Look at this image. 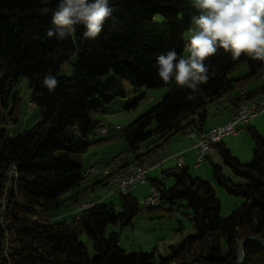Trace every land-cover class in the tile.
<instances>
[{
    "label": "trees",
    "instance_id": "16d2710c",
    "mask_svg": "<svg viewBox=\"0 0 264 264\" xmlns=\"http://www.w3.org/2000/svg\"><path fill=\"white\" fill-rule=\"evenodd\" d=\"M109 2L114 19L108 20L96 39H83V26L77 25L74 36L58 40V33L47 36L48 29L55 31L51 19L58 0H0L1 264H156L155 251L127 253L119 245V234H107V227L131 226L141 213L163 210L164 203L172 211L182 201L191 211L196 233L171 246L158 264H237L241 240L255 236L264 241V136L254 127L246 128L254 143L249 164L242 163L222 141L214 146L244 184L227 178L219 164L212 163L215 186L192 176L187 167L177 166L163 172L173 179L170 187L164 178L150 180L161 192V206L142 208L131 194H121V211L112 203H96L71 221L47 216L51 210L75 206L90 191L106 186L105 179L83 186L88 176L82 158L95 142L75 145L64 136L74 126L87 139L99 127L91 116L125 96L115 85L104 87L100 77L113 71L136 89L169 88L155 106L119 133L127 145L122 152H129L131 162L146 168L154 166L155 156L174 135L203 131L208 104L223 99L227 107L234 106L235 113L243 102L264 96V83L247 90L264 76V62L244 53L233 60L222 48L206 59L211 78L195 93L159 78V55L172 50L184 55V32L198 14L190 0ZM44 8L48 11L43 12ZM156 14L165 17L167 27L143 29ZM70 60H74L71 76L61 75L63 64ZM244 65L249 73L236 77ZM45 73L59 81L52 92L43 86ZM22 77L29 80L31 100L40 118L33 128L13 135L3 125L18 121V98L13 91ZM189 95L194 99L189 100ZM95 98L101 103L91 104ZM150 139L154 141L148 144ZM12 168L14 176L10 175ZM216 186L246 202L222 217ZM84 234L94 255L81 239ZM244 254V264H264V250L258 244L247 243Z\"/></svg>",
    "mask_w": 264,
    "mask_h": 264
},
{
    "label": "rangeland",
    "instance_id": "374dc122",
    "mask_svg": "<svg viewBox=\"0 0 264 264\" xmlns=\"http://www.w3.org/2000/svg\"><path fill=\"white\" fill-rule=\"evenodd\" d=\"M191 1V0H190ZM151 27H156L159 29H163L167 27V21L165 17L161 14H156L151 20L146 21L142 28L147 29ZM193 23L190 28H188L184 32V40L186 43L188 42L189 37L193 34L190 29H194ZM190 54V49L187 47L184 50V56ZM74 60L67 61L63 64L61 69V75L70 77L72 74ZM249 73L248 67L244 65L240 71H238L235 76L241 77L247 75ZM264 80V76L260 79ZM99 82L104 86L108 87L110 85H115L118 90H121L125 93L124 97H120L115 99L112 103L108 104L104 109L103 113L94 114L91 116V121L94 124H98V128L89 136L87 139H84L80 132L76 127L71 126L68 127L64 136L68 143L80 145L86 141L95 142L89 148V151L83 155L86 161L83 163V171L89 168V165H93V162L96 165L98 163L104 162L106 159L111 157L112 155L117 156L127 145L123 138L119 136L121 130H123L127 125H129L132 121L140 117L141 115L148 112L153 106H155L161 98L167 93L169 90L168 87H163L160 89H146L139 88L136 89L133 87L128 81L118 77L113 71L100 77ZM146 94H145V93ZM13 96H17L18 98V110L19 113L18 121H10L5 123L3 127L10 131L13 135H18L26 130H29L35 126L40 118L39 110L36 107L30 109L31 100V89L29 86V80L26 77L20 78L17 86L13 91ZM154 97L153 101H149L150 97ZM13 102V99L11 98ZM91 104L97 103L100 104L101 100L99 98H95L90 101ZM218 102H212L208 104L209 110L213 107L216 108L218 106ZM12 106V103L10 104ZM1 107V104H0ZM119 126V127H118ZM106 127L108 132L103 135L100 133V128ZM247 127V126H245ZM248 127H252L251 125ZM244 134L246 138L251 139L248 131L244 129ZM262 134V133H261ZM264 135V134H263ZM244 137L243 145L246 144V139ZM173 137H171L168 141ZM180 138H184L183 135ZM228 139V138H227ZM154 139H150L148 144L153 142ZM179 142V140H175L171 143L175 144ZM252 144L253 140H252ZM166 144L162 149L159 150V154L155 156L156 162L155 166L158 169L157 173H152L151 178L160 180L164 178L166 180V186L170 187L174 182L173 179L169 176H165L163 174L164 171L168 169L175 168V166H164L162 171L160 168V164L157 163L160 155L164 151L165 153L169 150V147ZM190 146V141H189ZM236 152L239 153V150L236 148ZM217 154V153H216ZM119 155V154H118ZM115 156V157H116ZM236 156V155H234ZM215 157L219 160L217 163L223 167L224 175L232 179L236 184H244L245 180L234 174L232 170L226 166L219 155H215ZM253 159V149L252 154L249 152V159L241 158L242 163L249 164ZM214 163V162H213ZM216 164V163H215ZM194 163L190 166V174L194 177H202L201 174L204 169H207V175L211 180L208 183H212L215 185V181L213 178V170L211 161H206L202 164L200 169H194ZM94 166V165H93ZM98 167V166H97ZM99 168V167H98ZM150 167H148L149 169ZM100 169V168H99ZM98 170V169H97ZM92 175V174H91ZM155 175V176H154ZM97 177L101 178V175H97ZM156 177V178H155ZM89 179V180H88ZM203 181L206 178H201ZM94 181L90 179V176L86 178L83 183V186H88L91 182ZM150 182L145 184H139L135 189H133L130 194L137 199L140 206L144 208L145 206L142 204L143 199L150 193L149 187ZM151 188V187H150ZM94 197H101L103 199L99 200L100 204H109L112 203L117 211L122 210V198L120 193H113L107 195V187L100 186L98 190L93 192ZM216 193L218 199L221 201L222 209L221 216L227 217L233 211L241 207L246 199L243 197H237L230 195L226 192V190L222 187L216 186ZM107 195V196H106ZM92 196V194H91ZM93 200V199H92ZM94 201V200H93ZM186 202L182 201L173 207L172 211H169L170 205L169 203H164L163 210L157 209L151 212H144L139 214L132 222L131 226L121 227L119 224L109 225L107 227V234L117 233L120 236V247L126 251L127 253L132 252H145L151 253L155 251V263H160L161 257H166L169 254L170 247L173 245H177L183 240H185L188 236L194 235L195 229L192 227L189 215L191 213L190 209L185 206ZM74 206H69L67 208H58L51 210L47 213V216L50 217L51 220H63L71 221L73 217L76 216L77 213L74 212ZM191 217V216H190ZM82 241L86 242L87 247L90 249L91 255H94L92 244L87 240L86 235H82ZM1 264V260H0Z\"/></svg>",
    "mask_w": 264,
    "mask_h": 264
},
{
    "label": "clouds",
    "instance_id": "9594fccd",
    "mask_svg": "<svg viewBox=\"0 0 264 264\" xmlns=\"http://www.w3.org/2000/svg\"><path fill=\"white\" fill-rule=\"evenodd\" d=\"M191 3L198 14L191 18L195 27L190 29L193 34L186 45L190 54L184 56L172 50L157 57V74L163 82L174 81L177 86H186L195 93L200 84L211 78L206 59L221 48L233 60L244 53L264 62V0H191ZM109 5V0H58L51 19L55 31L48 29L47 36L51 38L58 33L57 39L64 40L66 36H74L76 26L82 25L83 39L94 40L108 20L114 19V9ZM58 84L54 75L45 73L43 86L49 92ZM187 98L192 100L194 95Z\"/></svg>",
    "mask_w": 264,
    "mask_h": 264
},
{
    "label": "crops",
    "instance_id": "0c3cea01",
    "mask_svg": "<svg viewBox=\"0 0 264 264\" xmlns=\"http://www.w3.org/2000/svg\"><path fill=\"white\" fill-rule=\"evenodd\" d=\"M263 83H264V80H261L258 83L252 84L247 90L251 91L252 89H255V88L259 87ZM153 100H154V97L151 96L149 98V101H153ZM217 104H218V106L216 108L213 107L210 110L208 108V110H209L208 111V118H207V120L205 121V123L203 125V131L195 132V131L192 130V131H189L187 134H185V133L184 134H176V135L173 136V138L167 144L168 145L167 147H169V150L166 153L163 151L162 154L160 155V158L157 161V163L160 164L161 171H162L163 167L166 166V165H168V166H172V165L175 166L176 165V167H177V155H179V154H183L185 156V163H186L185 167H187L188 169H190V166L193 163H194V165H193L194 169H200L201 168V167H199V168L195 167L196 153H195L194 150L190 149V146H189L190 138H189L188 135L191 134V133L201 134L202 132L208 131L209 129H211V128L215 127V126L223 124L224 122H226L230 118L232 113L235 111L234 106H228L227 107V103L223 99L221 101H219ZM250 125L252 127H254L260 134L262 133L261 134L262 136H264L263 135L264 134V114L260 115L259 117L255 118L253 121H251L250 124L247 125V127L250 126ZM247 127L243 126V127L239 128L238 129V134L226 136L222 140V143L232 152L233 155H236V157L241 162H242V160H241L242 157L249 159V152H251V154H252V149H253L252 140H250L249 138H246L245 137L246 135L244 134V129H246ZM181 135H183L184 138H180ZM244 137L246 139V144L245 145L242 144V142H244ZM175 140H179V142L171 145V143L173 141H175ZM236 148L239 150V153L236 152ZM124 150H125V148L122 151H124ZM120 153H118V154H120ZM215 155H219L216 150L206 158L204 163L206 161H211V163L214 162V163L218 164L217 162L219 160L215 157ZM115 156H116V154L112 155L111 157L106 159L104 162L98 163L99 165H96V163L93 162L94 166L93 165H89V168L84 170L86 172L91 167H94V168H97V169L100 168L99 169L100 171L98 173H94L92 175H88V176H90V179L94 178V181H92L91 184L95 183V182H97L99 180L104 179L103 175L101 174V169H103V167L108 162H110ZM85 161H86L85 157L82 158V163H84ZM155 162H156V159L154 158V160L152 161L153 165L155 164ZM147 169H148V167H147ZM158 169L159 168H157L155 165H154L153 168L150 167L148 169V182H150L151 185H152V183H151L150 180H154L153 178H151V175H152V173H157ZM202 172H203L201 174L202 177L199 176V178H206L204 180H207V182L209 180H211L212 177L209 178L208 175H207V169H204ZM97 175H101V178L97 177ZM164 182L166 183V180ZM151 185H150V187H151ZM100 186H102V185H100ZM150 187H149V189H150ZM96 190H98V188L95 189L94 192ZM149 192H150V190H149ZM89 193L92 194V199L95 202H97V203L99 202V200L103 199L101 197V195H99V197H94V195H93L94 193H92L91 191Z\"/></svg>",
    "mask_w": 264,
    "mask_h": 264
},
{
    "label": "built area",
    "instance_id": "2783aa9c",
    "mask_svg": "<svg viewBox=\"0 0 264 264\" xmlns=\"http://www.w3.org/2000/svg\"><path fill=\"white\" fill-rule=\"evenodd\" d=\"M35 107L34 102H30V109ZM264 114V105L257 108L256 110H250L246 113L238 114V118L228 119L221 125L216 126V130H208L198 133L189 134L190 138V149L194 150L196 153L195 159V167L199 168L202 163L205 161L207 156L212 154L215 151V144H218L223 140L224 137L229 135L238 134V129L242 126H246L250 124L255 118ZM108 130L106 127L100 128V133L105 135ZM185 156L183 154L177 155V166L184 167L185 166ZM152 166L151 168H153ZM92 169V167L90 168ZM88 169V170H90ZM87 170V171H88ZM148 182V169L144 167V170L139 174H136L131 179V184L125 185L122 188L120 194H130V192L137 187L139 184H145ZM162 196L159 188L156 185H151L150 193L143 199L142 204H151V206H158L161 203ZM97 202L93 204H86V199L84 200V207L77 210L76 213H80L91 206L95 205Z\"/></svg>",
    "mask_w": 264,
    "mask_h": 264
},
{
    "label": "bare ground",
    "instance_id": "6f19581e",
    "mask_svg": "<svg viewBox=\"0 0 264 264\" xmlns=\"http://www.w3.org/2000/svg\"><path fill=\"white\" fill-rule=\"evenodd\" d=\"M264 105V96L256 98L250 101L243 102L240 104L239 109L231 115L229 119L238 118V114L246 113L250 110H256L257 108ZM216 130V126L209 129ZM189 136V135H188ZM144 152V149L141 150ZM131 154L129 152H122L116 157H114L110 162H108L103 169H101V174L106 180L107 195L113 193H120L122 188L127 184H131V179L134 175L139 174L144 170L143 165H138L137 163L131 162ZM10 175H13L15 169L12 168ZM100 170L92 167V169L86 171V176L98 173ZM14 176V175H13ZM106 195V196H107ZM86 199V204H93L95 201L92 200L90 193L86 194L84 198L78 202L75 207V212L84 207V200ZM163 203H159L161 206ZM145 207H150L151 204H143ZM79 214V213H77Z\"/></svg>",
    "mask_w": 264,
    "mask_h": 264
},
{
    "label": "water",
    "instance_id": "95a60500",
    "mask_svg": "<svg viewBox=\"0 0 264 264\" xmlns=\"http://www.w3.org/2000/svg\"><path fill=\"white\" fill-rule=\"evenodd\" d=\"M247 243H256L264 250V241L262 239H260L259 237L250 236V237L244 238L239 243L237 264H244L245 263L244 246ZM177 264H194V263H192V262H179Z\"/></svg>",
    "mask_w": 264,
    "mask_h": 264
}]
</instances>
